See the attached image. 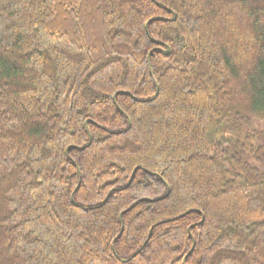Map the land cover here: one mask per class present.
Wrapping results in <instances>:
<instances>
[{
	"label": "trees",
	"instance_id": "trees-1",
	"mask_svg": "<svg viewBox=\"0 0 264 264\" xmlns=\"http://www.w3.org/2000/svg\"><path fill=\"white\" fill-rule=\"evenodd\" d=\"M166 260L264 264V0H0V264Z\"/></svg>",
	"mask_w": 264,
	"mask_h": 264
},
{
	"label": "rangeland",
	"instance_id": "rangeland-1",
	"mask_svg": "<svg viewBox=\"0 0 264 264\" xmlns=\"http://www.w3.org/2000/svg\"><path fill=\"white\" fill-rule=\"evenodd\" d=\"M96 32V31H95ZM171 260V259H170ZM170 260H166V262L164 264H170L171 261Z\"/></svg>",
	"mask_w": 264,
	"mask_h": 264
}]
</instances>
